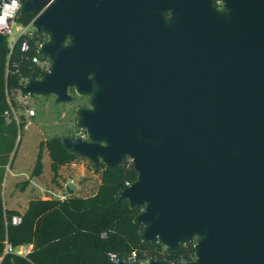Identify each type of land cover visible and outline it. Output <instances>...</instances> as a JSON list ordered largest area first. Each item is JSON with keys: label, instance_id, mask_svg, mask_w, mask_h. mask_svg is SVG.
I'll list each match as a JSON object with an SVG mask.
<instances>
[{"label": "water", "instance_id": "obj_1", "mask_svg": "<svg viewBox=\"0 0 264 264\" xmlns=\"http://www.w3.org/2000/svg\"><path fill=\"white\" fill-rule=\"evenodd\" d=\"M21 1L51 61L22 95L89 99L88 139L60 141L96 170L132 162L119 202L142 242L194 243L178 264H264V0Z\"/></svg>", "mask_w": 264, "mask_h": 264}, {"label": "trees", "instance_id": "obj_2", "mask_svg": "<svg viewBox=\"0 0 264 264\" xmlns=\"http://www.w3.org/2000/svg\"><path fill=\"white\" fill-rule=\"evenodd\" d=\"M33 19L32 15H20L18 22L29 25ZM25 40V37L20 38L13 52L0 45V258L6 240L15 247L34 245V251L28 258L4 256L0 264H115L111 260L112 254L118 259H130L134 253L138 262L150 257L165 260L168 264L192 260L194 243L169 256L161 244L142 242L144 228L134 223L140 210H131L127 201L119 202V193L137 179L130 160L115 172L104 164L98 170L93 167L100 182L89 196L74 194L64 201L35 198L23 213L4 207V168L17 149L19 132L24 127L23 123L18 126L6 115L9 110L8 90L14 88L21 77L33 74L32 59L37 55L32 41L29 42L30 50L22 52ZM45 150L49 153L56 179L62 167L87 161L69 155L60 139L53 138L40 144L34 177L43 174ZM16 216L22 219L19 225L12 224ZM104 234L106 238L102 237Z\"/></svg>", "mask_w": 264, "mask_h": 264}, {"label": "rangeland", "instance_id": "obj_3", "mask_svg": "<svg viewBox=\"0 0 264 264\" xmlns=\"http://www.w3.org/2000/svg\"><path fill=\"white\" fill-rule=\"evenodd\" d=\"M17 26L14 28L13 40L18 37ZM71 94L74 101L67 104H56L53 96L31 99L30 104L36 116L26 120L32 123L30 126L21 128L17 149L4 168L2 198L5 208L23 213L35 198L57 199L68 192L85 197L96 191L100 176L93 170L91 162L80 161L62 167L56 179L46 150L43 155V174L40 177L33 176L41 142L69 136L80 138L84 132L78 127L77 110L90 108L89 99L76 95L74 91ZM15 110L18 116L24 115L21 106L18 105Z\"/></svg>", "mask_w": 264, "mask_h": 264}, {"label": "built area", "instance_id": "obj_4", "mask_svg": "<svg viewBox=\"0 0 264 264\" xmlns=\"http://www.w3.org/2000/svg\"><path fill=\"white\" fill-rule=\"evenodd\" d=\"M220 2L221 1L217 3ZM10 3L11 0H8L7 4ZM4 4H6L5 1H3L0 14L3 13ZM19 4L20 7L12 11V14L8 17L6 24L0 26V33L8 37V49L10 50V52L14 51L17 41L22 37L26 38V40L22 43V47H21L22 52H28L30 50V43H29L30 41L34 42L35 48L37 50V55L32 59L33 74L30 77H25V76L21 77L17 85L11 90H8L9 110L8 112H6V115L10 121L11 120L15 121L18 126H20L23 123L25 127V126H30L32 124L30 121H26V120L33 119L36 116V112L31 107L30 104L31 98L22 95L21 87L26 86L29 83V80L31 79L32 76H36L38 79H41L47 72L50 71L51 61L48 59H44L39 52L43 44L47 41V39L40 38L37 35V30L34 27V22L36 21L37 17H34V19L29 25H23L18 22V18L20 16V10L22 7L21 0H19ZM15 26H17L16 28V32L18 34L17 40H13V36L15 33L14 32ZM18 105L21 106L24 115L18 116L16 114L15 109ZM24 116L26 118H24ZM79 139L87 140L88 139L87 132L84 131ZM72 195L74 194L68 192L65 195H61L57 197V200L64 201ZM48 199H52V198H48ZM21 222L22 219L19 216H16L12 219L13 225H19L21 224ZM102 237L106 238V234H104ZM156 244H161V243H156ZM163 248L166 250L164 246ZM33 251H34V245H23V246L15 247L8 240H6L4 243L3 256L0 258V262L2 261L3 257L7 255H14L22 258H28ZM114 259H117V256L112 254L111 260L113 261ZM130 259L136 260V254L134 253ZM178 263L176 261L169 262V264H178Z\"/></svg>", "mask_w": 264, "mask_h": 264}, {"label": "clouds", "instance_id": "obj_5", "mask_svg": "<svg viewBox=\"0 0 264 264\" xmlns=\"http://www.w3.org/2000/svg\"><path fill=\"white\" fill-rule=\"evenodd\" d=\"M19 7V0H11L10 4H4L3 13L0 14V26L5 25L8 17L12 14V11Z\"/></svg>", "mask_w": 264, "mask_h": 264}]
</instances>
